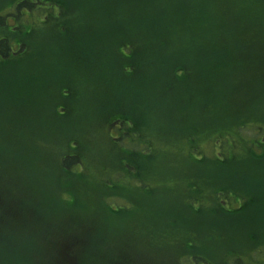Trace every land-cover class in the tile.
<instances>
[{"label": "trees", "instance_id": "1", "mask_svg": "<svg viewBox=\"0 0 264 264\" xmlns=\"http://www.w3.org/2000/svg\"><path fill=\"white\" fill-rule=\"evenodd\" d=\"M4 1L1 8L7 6L5 11L0 8V71L15 82V85L10 83L11 87H5L4 92L9 98L25 99L29 93L27 86L34 78L33 72L40 78L53 72L54 82L51 77L45 84L39 81L32 88L33 100L38 102L39 109L17 105L18 110H15L16 104L9 100V105L14 103V109L7 115L8 125L0 119V127L5 129V135L1 134L2 130L0 135L6 139L0 141V155H3L0 162L7 158L3 173L0 167V264H122L114 259L118 255L129 258V252L123 247L120 250L114 248L116 232L106 230L107 225L114 224L127 210L114 201L123 196L129 200L126 189L116 191L120 187L119 180L133 184L136 192L143 194L140 201L146 203L156 185L165 186L163 181H157L164 178L163 169L170 165L179 169L178 164H170L169 159L173 156L187 164L189 175L181 184L187 190L171 192V203L177 204L183 218L192 222L167 221V215L162 211H154L157 217L149 219L151 207L144 214L138 211L140 216L145 215L140 221L147 219L150 224L158 225V230L151 236L155 246L164 249L174 246L173 250H167L172 264H264V223L256 225L248 238L234 240L225 251L218 245H211L209 249L198 247L201 224L195 223L197 219L201 220L199 215L203 208L211 209L207 216H237L256 201L255 196L247 195L246 189L235 180H229L232 184L229 186L226 177L220 178L222 174L216 173L218 178H212V183L204 180L200 162L208 159L211 169L220 173H246L249 170L257 177L262 172L260 165L264 159V107L255 112L243 109L233 113L226 110L229 103L227 106L218 103L217 110L208 104L203 107L205 111H199L202 91L208 89L206 84H216V95L223 101L228 94L225 82L229 76V80L235 78L230 80L229 94L235 84L245 86L246 79L253 84L263 77L264 49L258 42L264 43V31L259 30L261 24L253 18L256 15L249 14L252 18L249 22L246 17H238L237 26L232 27L231 20L237 16H232L229 24L226 13L207 12L200 21L196 20L200 14L194 8L196 5H192V9L188 7L187 15L192 19L183 23L178 17L189 5L183 0ZM212 1L223 8H230V1L235 2L241 15L256 2ZM258 1L264 15L263 4ZM99 6L104 17L102 26L90 20ZM13 17L17 20L16 26L10 23ZM108 17L114 21L118 19V29L110 26L115 24L108 21ZM251 25L259 31L252 32ZM37 26L44 27L46 32L36 38L34 28ZM113 35L116 36L114 41ZM93 36L99 37L97 44L81 45ZM37 40L50 46L49 51L45 50L46 58L51 48L55 51V60L48 59L49 66L46 59H41V51L33 53L37 51ZM58 55L62 61L60 65ZM33 59L35 66L30 65ZM22 61L28 62L25 70L12 69ZM95 73L100 74L96 77L93 76ZM119 77L123 83L138 81L136 85L151 78L152 82L148 81L151 90L156 87L154 101L139 93L137 98L141 100L136 106L140 110L147 107L155 113L152 121H146V115L137 113V109L133 111L135 108L127 107L125 100L120 107L118 101L110 100L103 105V110L97 103L91 105L85 111L88 114L86 120L82 116L79 119L71 116L72 109L82 104L86 93L94 95L99 80H110L111 86ZM46 89L51 90L50 93L45 92ZM40 91L42 93L37 95ZM230 99L235 104L231 107L239 104ZM44 100L53 101L45 103ZM191 107H195L198 121H206L204 126L196 118L190 121ZM19 110H22L19 116L22 124L15 125L12 118ZM223 115L227 116L221 121ZM163 116H169L171 121L165 122ZM36 118L44 122L40 123ZM47 121L52 126L44 128ZM79 126H86V131H76ZM172 126L175 129L170 131ZM92 127L96 130L92 131ZM54 128L58 130V137L51 143ZM167 136L175 138L165 143ZM204 139L214 145L213 153L203 151ZM109 152L115 154L114 159L107 156ZM239 152L246 153V159L255 164L252 169L241 163L236 169L230 164ZM93 167L95 173L90 171ZM39 170L42 171L39 173ZM99 172L104 174L99 177ZM175 183L179 184L177 180ZM93 197L96 203L91 200ZM85 200L88 206L82 208ZM152 201V204L160 202ZM85 211L88 213L84 220L90 221H84L87 228L83 230L84 226H76L75 236L68 235L72 231L65 228L66 223L72 219L75 223L82 222L76 217ZM106 212L108 215H104ZM155 218L158 223L153 220ZM221 221L218 218L209 220V226L204 230H212L210 233L214 237L215 225ZM123 260L125 262L126 258ZM144 263L143 260L138 262ZM124 264H133L132 259Z\"/></svg>", "mask_w": 264, "mask_h": 264}, {"label": "rangeland", "instance_id": "2", "mask_svg": "<svg viewBox=\"0 0 264 264\" xmlns=\"http://www.w3.org/2000/svg\"><path fill=\"white\" fill-rule=\"evenodd\" d=\"M9 1H11V0H9ZM182 2H186L187 4H189V5H186L184 7V14H182L178 17V19L180 21H182L183 23L188 22L190 19H192L191 17H189L187 15V13L190 10V9H188V7L190 6L192 9L193 8L192 5H196L194 8L200 11V12L197 11L200 14L198 17L195 18L198 21H200L201 16L205 15L207 12H209V14L210 13H213V14L226 13L229 16V24H230L231 17L237 16L236 19H234L235 18L234 17L231 20L232 27H234V26H237L235 24L240 20L239 18L246 17V19L248 20L247 22H249L250 19H252V18H250L248 15L254 14V15H256V17H253V18L261 24L259 27V30L264 31V15L260 12L263 9L260 6L258 0H256L255 4L253 6L249 5L247 10H243L246 12H244V13L242 12L243 13L242 15L238 13L236 4H235V2H232V1H230L231 2L230 8H226V7L223 8L222 6H219L215 1H212V0H183ZM260 2L263 4V7H264V0H261ZM4 5H5V1L0 0V8H1V6H4ZM6 7H4V8H6ZM4 8L2 7L1 10ZM4 11H5V9H4ZM101 11H102L101 6H99L98 9H95L94 16L92 18H90V20L92 22H94L96 25H101V23H103L102 25H104V21H103L104 17L102 15ZM191 11L195 12L194 10H191ZM116 20L118 21L117 18H116ZM108 21H110V22L113 21L112 23H114L115 25L110 24V26L114 29H118L116 27V25L119 21L118 22L114 21V19H111L109 17H108ZM10 23L13 26H16L17 20L13 17L12 19H10ZM106 24L107 23L105 22V25ZM217 24H220V23L218 22ZM249 28H251L250 30L252 32L253 31H259L257 28L253 27L252 25L249 26ZM34 30H35L34 37H36V38L43 36L44 32H46L45 28L42 26H37L34 28ZM113 36H115V35H113ZM95 37L96 36H93V38H91L90 40L86 39V41H84V43H82L81 45L91 46V44H93V43L97 44V42L99 41V37L98 36L96 38ZM115 38H116V36L113 38L112 41H114ZM47 39H52V38L47 37ZM37 41L39 42V43L38 42L35 43V45H36L35 49H37V51H35L33 53L37 54L41 51V53H40V57H42L41 59H46L45 61H47V65L49 66V62H48L49 60L48 59H52V61L55 60V51L53 48H51L50 55L46 58L47 54L45 53V50L47 51L48 49H50V46L47 43H45V44H44V42L42 43L41 40H37ZM102 42L107 43V40H103ZM258 44L260 47H263V49H264V43L263 42L259 41ZM80 49L82 50V47H80ZM30 55H32L34 57L33 54H30ZM59 55H60V53H59ZM59 55H58V61H57L58 65H60L62 63V61H60ZM104 63H107V62H104ZM26 64H28V62L27 63H24V61H22V63L18 62L15 66H12V69L16 70V71H20L23 69L25 70ZM30 65L35 66L34 65V59L30 62ZM210 66L215 67V65H210ZM30 72H31V68H30ZM99 74L95 73L93 76L98 77ZM32 75L34 78L30 80L29 85L27 86L29 88V93L25 97V99L22 100V98L19 99L18 97L9 98L8 93L6 94V92H4L5 87L6 88H8V86L11 87V84L15 85V82L14 81L11 82L7 77H4V72L0 71V93L3 94L0 96V109H3V108L5 109V110H0V119H2L3 124L5 126L8 125L7 115L9 113V111H12L14 109V103L16 104L15 110H18L17 105L28 106L31 109H39L38 102L33 100L35 94H34V90H32V88L34 86H36V84L39 81H42L45 84V82H47L51 77H52V81L54 82L53 72L52 73L51 72L46 73V76H44L43 78H40L39 76H37L36 72L35 73L33 72ZM232 77H235V76H232ZM148 78H149V80H148ZM229 78H230V76H229ZM229 78L225 82L226 86L228 84V94L225 95L226 97L224 96L223 101L220 99L219 95H216V93L218 92V90L216 88L217 87L216 84H210V85L206 84L205 85V87H207L208 89L210 87V90L209 91H208V89L206 91L201 90L202 94H201V97L199 100V111H205V108L203 109V107L205 105H208V104H212L211 106L213 107V109L216 108L215 110H217V107H218L217 104L218 103L223 104L225 106H227L229 103V108H226V110L229 109V111H232L233 113L240 112L243 109H245L246 111L249 110V111L255 112L258 109H262L264 107V75H263V77L260 78V80H258L257 82H255L253 84H252V81L249 79H246L244 81L245 86H239V85L235 84L231 88L230 94H229V87L232 86L230 83V80L234 81L235 78H232L230 80H229ZM117 79H120V80H117ZM117 79H116V82L114 83V85L112 84L111 86H110V84L112 83V81L104 80V79L99 80L100 82L97 83V90L93 92L94 95L93 94L90 95V94L86 93L80 102L83 104L84 107H82L81 106L82 104H80L78 107L73 108L71 111V116L75 117L76 119H79V117L82 116L83 119L86 120L88 118L87 117L88 114L85 112L86 109H88L91 105L97 103L102 108L101 110H103L104 109L103 105H107L110 102V100L118 101L120 103L119 107L121 106V102H123V100H125V101H127V107H129V108L133 107V108H135L133 111H135L137 109L136 103L141 100L140 97L137 98V94H139V93L144 94L145 98L147 100L150 98L152 101H154V97H156V92L154 90L156 89V87H155V89L151 90L152 88H151L150 83L152 81H151L150 77H147V79H145L146 82L144 80H142L141 82L139 81L140 82L139 85L138 84L136 85V83L138 81L133 83L134 84L133 85V84H130L131 82L130 83H123L121 81L120 77ZM148 81L150 82L149 84H148ZM155 82H156V80L153 79V83H155ZM43 83L41 86L42 91H43ZM202 84L203 83H201L199 85V87ZM222 86L223 85L221 84L220 87H222ZM24 88L26 89V87H24ZM47 88H49V87H47ZM153 88H154V86H153ZM200 88L202 89V87H200ZM133 89H134V91H133ZM50 91L51 90H49V91L47 89L45 90V92H48V93H50ZM40 93H42V92L41 91L38 92L37 95H40ZM220 93H224V92L221 91ZM6 96H7V98H6ZM53 96H55V95L53 94ZM230 98L238 101L239 104L236 107H231L232 105H235V104L233 103V101ZM9 100L13 101L14 103L9 105ZM52 101L53 100H51V102L44 100L45 103H49V102L52 103ZM21 112H22V110L15 112V114L12 118V122H14L15 125L22 124V120L20 121V119H19ZM136 112L137 113H139V112L144 113V115H146V121L148 119L150 121H152L153 120L152 117L155 116V113L151 112L150 109H147V107H145V108L143 107V109H141V110L138 108ZM179 112L183 113L184 111H179ZM221 112L222 111H220V113ZM200 113H202V112H200ZM188 116H189V119L191 122H192V119L196 118V120L199 124L204 126L206 123V121L203 119H202V123H201V120L198 121L197 116L195 115V107L190 108ZM226 116L221 118V121H224V118ZM168 117L169 116H163V120L167 123H169L171 121V120H169ZM229 119H230V117H229ZM37 120L40 123L44 122V120H41V119H37ZM40 123H38V127H40ZM51 126H52V124L51 123L49 124V122L47 121V124L44 126V128L51 127ZM2 127H3V125H2ZM174 127L175 126H172V129H170V131H173L175 129ZM92 128H93L92 131L96 130L95 127H92ZM71 129L73 130V128H71ZM79 129L85 130L86 126H79L76 129V131H78ZM1 130H2V128L0 127V131ZM4 130H2V132H1L2 135H5ZM62 130L66 131L65 128H63ZM78 132L80 133L82 131H78ZM118 132L119 131H116L115 133L118 134ZM57 134H58V130L56 128H54L51 143L55 142L57 140V137H58ZM172 138H175V137L167 136L165 138V143L172 140ZM5 140L6 139H4L0 135V141L5 142ZM104 142L106 143L107 141L104 139ZM21 143H22V141H21ZM107 145H109V143ZM202 146H203V151L207 152V154L213 153L214 145L211 143L210 140L204 139L202 142ZM257 150L260 151L259 149H257ZM107 156H109L110 159H114L115 154L113 156V154H111V152H109V153H107ZM205 156H207V155H205ZM154 157H155V155H154ZM2 158H3V155H0V159H2ZM208 158L212 159L211 155H208ZM246 158H247L246 153H244V152L240 153L239 152V154L234 159L233 163H230V164L231 165L234 164L236 169H237L238 163H241L247 169H252L255 164H252V161L250 159L248 160ZM42 159H45V158L42 157ZM241 159H243V160H241ZM205 160L206 159H201V162H200L202 165L201 176H202V178H205L204 180L208 179L209 183H212L213 182L212 178L213 179L218 178V176H216V173L222 174L220 176V178L226 177V182L229 184V186L232 185L231 182H229V180L230 181L235 180V182L240 183L242 185L243 189H246L245 192L247 193V195L253 194L256 198L255 202L251 203V205H249L246 208V210L239 213L237 216L225 215V216H222L221 218H219L218 216L213 215V214L207 216L208 211L211 209H209V208H203L202 209V212L199 215V218H201V220L197 219L198 221H195V223L201 224V225H199L200 234L198 236V239H200V240L197 241L198 247L202 246V248H203L206 246L207 248L208 247L210 248L211 245H218V247L221 249V251H225L228 248V246L231 243H233L234 240H237L238 238H241L244 236H245V238H248L251 230L253 228H256V225L264 223V159L262 160V165H260L262 172L259 173V175L257 177L255 175H252L249 170H247L246 173L245 172L233 173L230 171H228L226 173H220L216 170L211 169V167L209 165L210 163L207 162L208 159L206 161ZM244 160H248V161L244 162ZM6 161H7V158L4 162H0V167L3 168L2 173L5 171V167H6L5 162ZM169 161H170V164H173V163L178 164L179 169L172 167V165H170L168 168L166 167L165 170L163 169L162 172L164 173L165 176L163 175L164 178L161 177L160 179H157V181L158 180L163 181L165 186L156 185V188H154L153 195H151L150 198H148V201L146 203L140 201V199L143 198L142 197L143 194L136 192L137 190L133 187V184L127 183L123 179L119 180L120 181L119 182L120 187L118 186V189L116 191L121 192L123 189H126V191L130 192V193L126 192V194L129 197V200H128V198L123 196V197H118L114 201L117 203V205L123 206L122 207L123 210H126V209L127 210L124 211L123 213H121V215H119L118 220L114 224L107 225L106 230L108 231V229H113L116 232V236L114 239V242H115L114 248L120 250L123 247L125 249V251L129 252V258L128 257H122L121 255H118L114 259L116 262L122 263V264H124L125 262L130 263V259H132L133 264H138V262H140L142 260H143V263L145 262L146 264H172V261L170 263V258H169L170 252H167V250L168 249L173 250L174 246H171L170 248L168 247L166 249H164L162 246H158V247L155 246V244L152 241L151 236H154V233H153L154 230H156V229L158 230V225L153 224V223L150 224L147 219L143 222L140 221V219L145 217V215L140 216L139 212H138V211H143L140 214H144V213H146L147 210H149V209L151 210V208H152V212H149V219L151 217H154V216L157 217L156 216L157 214L153 213L154 211H162L163 213H165L167 215V221L172 220V219H179V220L185 221L187 223L192 222L189 220H185L183 218L182 209L177 207V204L173 205L171 203V200H173L171 192H173L175 190L176 191L177 190H187V188L185 189V186H181V184L185 182L187 175H189V173L186 169L187 164L185 162H183L181 160V158H179L178 156H173V158H170ZM258 164H261V161L258 162ZM43 165H44V163L41 162V166H43ZM90 167H91V165H90ZM15 169H17V168L15 167ZM230 169H231V171H233L232 168H230ZM42 170H39V173ZM44 170H51V169L50 168H44ZM90 171L92 173H95L94 172L95 167L91 168ZM103 174H104L103 172H99L98 176L100 177ZM85 176H87V175H85ZM90 178H92V176ZM176 180L178 181L179 184L175 183ZM97 193H99V192L97 191ZM67 196H68V198H70L69 195H67ZM88 197H89V195H88ZM91 200L94 203H96V201H97V200H94V197L91 198ZM152 200H157L160 202L157 204H152L153 203ZM81 202H83V199ZM87 203H88V201L85 200L82 208L87 207L88 206ZM173 203H176V201H174ZM149 207H151V208H149ZM88 211H90V210H88ZM88 211L79 212V215L76 217L77 219H80L82 222L75 223V221L72 219L66 223L65 228L69 231H72V232L67 233L68 235H70L72 237H73V235L75 236L76 233H74L73 231H75L74 228L76 226H82V227L84 226L83 230H85L87 228V226H85V222L89 223L90 221L89 220H87L88 222L85 221L84 217L86 216V213H88ZM104 215H108L107 212L104 213ZM115 218H117V217H115ZM217 218L222 219L223 221L219 222L218 225H215L217 230L215 232L216 235L213 237V236H211L212 230L210 231V229H208L206 231V230H204V228L209 226V220L217 219ZM153 220L155 221L156 218ZM227 220H229V221H227ZM176 222L179 223L180 221L176 220ZM155 223H158V222L155 221ZM222 223H226V224H222ZM93 229H94V227H93ZM99 230L101 231V229H99ZM205 231H206V235L204 236ZM92 232H93V230H92ZM107 234L109 236L113 235L110 232H107ZM111 237H113V236H111ZM211 237H213L214 239L207 240V238H211ZM204 239H206V241ZM108 245H109L108 247H110L111 243H109ZM195 249H198V248H195ZM115 253H116V251H115ZM210 253L212 255H217L216 253L214 254V252H210ZM123 258H126L125 262H124Z\"/></svg>", "mask_w": 264, "mask_h": 264}]
</instances>
